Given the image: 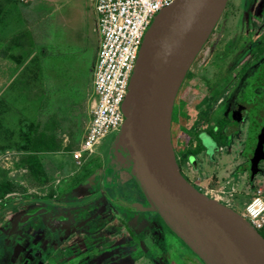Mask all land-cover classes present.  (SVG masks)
<instances>
[{
    "label": "rangeland",
    "instance_id": "374dc122",
    "mask_svg": "<svg viewBox=\"0 0 264 264\" xmlns=\"http://www.w3.org/2000/svg\"><path fill=\"white\" fill-rule=\"evenodd\" d=\"M28 3L0 0V7L14 4L19 15V7L26 6ZM229 8L230 6L213 31L215 43L211 45V48L214 49L217 45L214 67L219 74H225L230 65L220 60L219 44L222 38L226 36L234 39L235 48L244 40L247 41L245 39L247 23L244 15L237 22L230 21ZM28 9H33L34 15L27 19L26 23L30 33L37 40L36 48L40 49L38 55L42 62L48 65L46 67L48 75L41 85L33 83L34 95L26 98V104H23L24 101L17 102L15 121L10 124L13 135L9 133L14 137L10 138L7 81L0 82V185L8 183V192L0 199V207L5 203H12L10 208H15L23 204L27 198H52L58 192H64L62 200L67 201L68 206L72 205L75 208L81 205L71 203L82 201L86 196L92 195L95 189H116L123 195L128 194L132 185L128 182L122 184L123 179L119 180L122 171L111 153V144L118 131L109 133L92 154L80 152L81 141L90 119V95L92 96L90 93H93L91 90L92 67L98 41L97 32L94 30L91 0H39L35 2L33 8ZM236 49H238L237 52L234 50L232 54L228 52V62L231 57L235 58L240 54L243 47ZM2 54L0 50L1 57H3ZM75 62H79L77 72L74 70L76 73L72 71ZM73 73L77 74L74 81L71 80L75 75ZM187 81L188 79L180 88V92L181 90L182 93L184 92L183 99L188 95L185 88ZM191 82L192 86L199 85L196 81ZM183 139L174 141L172 145L175 160L183 153L185 146ZM34 142L38 144L46 142L59 147L58 152L36 155L39 165L36 173L30 172L27 162V159L32 156L30 148ZM240 150L241 145L233 142L228 149L217 155L215 165H210L201 156L198 158V173H193L188 165L184 166L183 171L198 191L239 214L244 204L258 193L264 198V161L260 164L258 172L248 181L244 175L236 172V167L241 162ZM103 203L102 199H98L95 203L86 206V211L90 214L97 213V209L103 207ZM10 214L0 218L2 234L9 231L5 228L7 224L3 223V220H9ZM71 225L69 221L66 227L70 231L67 233L72 231ZM115 225L118 223L113 221L108 228L112 240L119 237L115 234H123V237H127L125 232L123 230L119 232ZM146 235L148 238L146 237L147 240L143 241V247L155 257L157 263L203 264L176 239L173 238L168 244L167 240H162V236L158 241L160 244L158 247L157 241L154 244L151 242L152 233H146ZM98 237L93 238L98 239ZM81 240V235H78L72 243L81 245ZM123 241L126 246L131 243L130 238H125ZM95 243L97 250H102L103 241L96 240ZM74 244H64L65 264H92L85 250L78 256L72 257L73 254L67 249H72ZM82 247L81 245L80 249H83ZM161 251L165 252L166 259L160 256ZM126 259L128 261L124 264H148L145 258L136 260L128 256L124 260ZM2 261L1 264H5V261Z\"/></svg>",
    "mask_w": 264,
    "mask_h": 264
},
{
    "label": "flooded vegetation",
    "instance_id": "af4514ba",
    "mask_svg": "<svg viewBox=\"0 0 264 264\" xmlns=\"http://www.w3.org/2000/svg\"><path fill=\"white\" fill-rule=\"evenodd\" d=\"M228 6L230 21L237 22L243 15L246 19L247 41L236 46L243 49L228 62V52L232 54L238 49L235 48L234 39L226 36L222 38L219 44L220 60L230 65L225 74H219L214 67L217 45L211 48L215 43L213 31L216 24L183 79V82L188 79L185 87L187 98H182L184 92H180L181 84L172 110L171 144L181 138H184L182 142L185 144L176 162L182 176L194 188L196 186L183 172L184 166L188 165L193 173H198V158L201 156L210 165H215L217 155L233 142L240 144L241 162L236 172L249 181L252 176L245 164L250 162L251 156L247 152V144L252 139H262L264 153V0H227L218 22ZM191 81L199 85L192 86ZM263 161L260 160L258 168ZM119 180L122 184L128 182L132 185L128 194L123 195L116 189H95L92 195L82 201L71 203L81 205L76 208L62 200L64 192H58L52 198L30 197L15 208H10L12 203L3 204L0 218L10 212L11 218L3 220L8 226L5 227L8 233L2 234L0 231V264L2 260L5 264H65L64 244L73 245L72 240L78 235L82 237L83 249H80L81 245L74 244L67 251L74 257L85 250L92 264H124L128 256L136 260L145 258L148 264H159L143 247L146 233H152L151 242L154 244L157 241L158 247L162 236V240H167L168 244L174 238L185 246L156 214L137 210L139 206H146V202L130 176L122 171ZM98 199L104 201V209L99 207L97 213H88L86 206ZM114 202L133 205L136 210L118 206ZM69 221L72 231L67 233L70 231L66 227ZM113 221L118 223L115 225L118 231H124L127 237L115 234L119 237L112 240L108 228ZM94 236L99 237L94 239ZM125 238H130L129 246L123 243ZM96 240L103 241L102 250H97ZM160 256L166 259L165 252L161 251Z\"/></svg>",
    "mask_w": 264,
    "mask_h": 264
},
{
    "label": "water",
    "instance_id": "95a60500",
    "mask_svg": "<svg viewBox=\"0 0 264 264\" xmlns=\"http://www.w3.org/2000/svg\"><path fill=\"white\" fill-rule=\"evenodd\" d=\"M226 2L173 0L156 15L137 56L111 153L145 199L137 210L156 214L203 264H264V239L239 213L182 176L170 138L178 90ZM262 144L260 138L247 144L250 176L264 159Z\"/></svg>",
    "mask_w": 264,
    "mask_h": 264
},
{
    "label": "built area",
    "instance_id": "2783aa9c",
    "mask_svg": "<svg viewBox=\"0 0 264 264\" xmlns=\"http://www.w3.org/2000/svg\"><path fill=\"white\" fill-rule=\"evenodd\" d=\"M26 4L31 0H17ZM98 50L92 77L90 119L80 152L92 154L111 132L119 131L127 94L143 38L156 15L173 0H93ZM240 215L259 231L264 228V198L250 199Z\"/></svg>",
    "mask_w": 264,
    "mask_h": 264
},
{
    "label": "crops",
    "instance_id": "0c3cea01",
    "mask_svg": "<svg viewBox=\"0 0 264 264\" xmlns=\"http://www.w3.org/2000/svg\"><path fill=\"white\" fill-rule=\"evenodd\" d=\"M38 1L39 0H32L30 4L28 3V5L26 6L23 5L22 7H19V15H17L15 9L16 6L14 4H8L5 7H0V50L3 53V57L0 56V82L5 80L7 81V113L9 123V138L14 137L10 136V134L13 135L10 124L15 121L14 116L16 115L17 102L19 103L20 101H24L23 104H26V98L29 97V95L30 97L34 95L33 83L35 82L41 85L46 80V77L48 75L46 68L48 65L47 63L44 64L42 62V59L38 55L40 49L37 50L36 48L37 40L35 37H33V34L30 33L28 25L26 23L27 19L34 15L33 9L30 10L28 8H33L35 2ZM91 10L92 18L94 21V30L95 32H97L93 0H91ZM98 42L99 38L95 51V60L92 67L93 69L96 61ZM78 66L79 62H75L73 64L72 71L75 72L74 70H76L77 72L76 68ZM76 78L77 74L72 76L71 80L74 81L76 80ZM68 80H70V78ZM91 101L92 96L90 95V107ZM40 144H46V142H42ZM47 153L54 152H37L35 155ZM248 202L244 204L243 209Z\"/></svg>",
    "mask_w": 264,
    "mask_h": 264
},
{
    "label": "trees",
    "instance_id": "16d2710c",
    "mask_svg": "<svg viewBox=\"0 0 264 264\" xmlns=\"http://www.w3.org/2000/svg\"><path fill=\"white\" fill-rule=\"evenodd\" d=\"M31 152L32 156L27 159V162L29 164L30 172L36 173L39 169V165L37 163V152H55L59 151V147L52 145V144H38L37 142H34L33 145H31ZM8 192V183H3L0 185V199H2ZM258 233L260 236L264 239V228L259 230Z\"/></svg>",
    "mask_w": 264,
    "mask_h": 264
}]
</instances>
